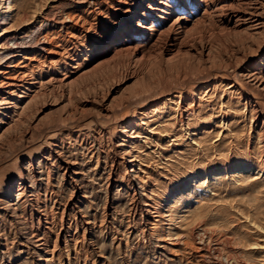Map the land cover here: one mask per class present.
Here are the masks:
<instances>
[{
	"label": "bare ground",
	"instance_id": "6f19581e",
	"mask_svg": "<svg viewBox=\"0 0 264 264\" xmlns=\"http://www.w3.org/2000/svg\"><path fill=\"white\" fill-rule=\"evenodd\" d=\"M76 4L84 5L85 10L74 16L48 12L41 21H34L31 27L17 34L11 33V29L20 31L28 23V16L17 11L14 0H0L3 10L0 18V145L18 132L25 143L18 171L9 175L0 187V264L23 259L28 264H79L82 254H87L92 263L97 264L102 254L96 244V234L103 240L109 239L117 249H123L125 233L135 232L134 227L123 231L121 226H114L111 200L105 217L99 222L95 216L82 211L84 207L91 208L79 184L83 168L67 151L74 144L85 146L86 123L89 122L94 123L93 131L88 133L93 146L85 152V157L89 162L95 159V167L108 169L107 187L117 188L130 198L131 223L139 216V232L155 239L159 249L169 253L162 206H154L147 194L149 185L135 171V162L127 151L133 145L131 135L138 129L136 118H123L104 128L99 122L113 116L112 100L105 106L95 99H77L72 92L78 80L122 57L136 65L158 58L169 65L185 58L192 65L205 67L206 76L186 81L168 95L177 96L179 122L193 117L198 110L195 97L199 87H207L209 83L216 86L221 82L230 89V97L235 96L250 114L254 123L252 136L258 144L254 145V152H248L253 155L248 162L217 166L207 171L204 178L229 174L232 178H242L251 173L253 177L254 174L264 176V0H184L182 4L175 0H77ZM212 27L230 29L238 36L244 34L245 38L238 42L240 46L231 55H221L208 38L205 40L202 36ZM216 58L224 64L222 69L215 66ZM90 59L93 62L86 65ZM137 79V76L126 77L122 86ZM88 106L96 113L94 120L86 109ZM59 109L63 110L62 116L37 140L30 131L31 126L41 124L47 111L56 113ZM142 110V107L135 108L137 113ZM67 122L73 123L68 125ZM109 129L116 131L115 141L110 146L112 152L99 141ZM101 157L103 162H100ZM120 166L124 174L118 181L113 172ZM58 180L71 190L68 203L60 213ZM192 185L190 179L177 188L172 197L178 198L192 190ZM211 233L204 230L197 238L190 235L188 244L183 241L188 257L201 253L202 257L221 258L219 250L211 247L214 243H211ZM253 245L260 246L257 242ZM202 257L198 258L201 263ZM122 264L130 263L125 260Z\"/></svg>",
	"mask_w": 264,
	"mask_h": 264
},
{
	"label": "rangeland",
	"instance_id": "374dc122",
	"mask_svg": "<svg viewBox=\"0 0 264 264\" xmlns=\"http://www.w3.org/2000/svg\"><path fill=\"white\" fill-rule=\"evenodd\" d=\"M14 2L17 11L26 14L29 19L20 31L16 28L11 29V33L17 34L31 27L34 21H41L48 12L62 16H74L85 10L84 5L78 7L77 0H14ZM1 11L3 12L0 8V18ZM239 34L238 36L230 29L212 27L202 36L205 40L208 38L217 53L231 55L235 52V48L240 46L242 38H245L244 34ZM60 36L63 37V33H60ZM92 62L93 59L92 61L90 59L86 65ZM173 62L165 65L158 58L145 64L136 65L126 57H122L118 62L94 70V73L90 72L73 84L72 92L77 99L82 101L95 99L96 103L105 106L112 100L110 108L113 116L109 120H100L99 122L104 128H109L113 123L119 122L123 118H133V116L136 118L138 129L134 135H131L133 136V145L127 151L131 153V159L133 158L135 162V171L142 181L149 185L147 194L151 200L153 199L154 206H162L164 228L167 231L165 244L169 253L159 249L155 239L147 238L141 231L139 232L141 230L139 216L131 223L130 198L126 193L118 192L117 188H108L106 184L108 169L95 167V159L89 162L85 157V152L93 146L88 133L94 129L93 122L86 123L85 146L78 147V144H74L67 151L69 153L67 155L71 158L76 157L80 168H83L79 184L89 198L91 208L84 207L82 211L95 216L99 222L105 217L106 207L111 200L113 203L111 207L114 210L111 221H114V226H121L123 231L132 227L135 229L131 235L125 233L124 239L127 246L124 245L123 249H117L109 239L103 240L99 234H96V244L102 254L97 264H122L125 260L130 264H189V262L190 264H200L201 260L199 259L202 254L192 253L188 257V250L184 244L189 243L190 235L197 238L204 230L212 232L211 243H214L211 244V247H216L219 250L221 258L216 259L211 256V259L210 256H203L204 262L202 261L201 264H264V195H261L264 194V176L254 174L253 177V173H251L242 178L234 176L232 178L230 174L225 177L222 175L204 178L207 171L217 166L238 161L248 162L252 159L253 155L248 152H254V145H257L258 142L252 136L254 123L251 116L237 102L235 96L230 97L228 93L230 89L224 83L219 82L216 86L209 83L207 87H199L195 97L198 110L193 117L184 120L183 123L179 122L176 114L177 96L169 97L168 95L177 86L181 88L184 82L206 76L208 71L200 65H192L185 58ZM86 65L84 64V66ZM223 65L220 58H216L215 66L222 69ZM129 76H137L138 79L127 86H122L124 79ZM112 89L116 92H112ZM154 102H157L156 105ZM138 107H142V113L135 111V108ZM86 109L93 115L91 117L94 120L96 113L91 111L90 106ZM62 111L59 109L55 113V111L49 110L41 124L31 126L30 131H33L37 136V140L38 136L44 134L57 122L56 118L62 116ZM72 123L67 122L68 125ZM115 136L116 131L109 129L99 138V141L105 148L109 147L106 150L110 149L112 152L110 146L114 143ZM247 144L250 145L249 148ZM24 148L25 143L19 132L12 135L10 141L5 140L0 145V187L9 175L18 171L20 156L25 154ZM242 153L243 155H241ZM103 158L101 157L100 162H103ZM123 174L124 169L121 166L113 172L114 178L119 179L118 181L123 179ZM190 179L193 180V189L178 198H173L174 191L184 186ZM56 186L59 195L58 213H60L63 206L68 203L71 190L62 186L59 180ZM48 205L51 206L49 203ZM246 214L247 216L257 215L249 216L251 218L249 219L245 216ZM148 240L149 242H147ZM254 242L260 246H254ZM87 256V254H82L83 259L81 258L79 264H93L91 258ZM182 259L183 261H181ZM225 259L227 263H225ZM194 261L197 262L194 263ZM13 264H28V262L23 259L13 261Z\"/></svg>",
	"mask_w": 264,
	"mask_h": 264
},
{
	"label": "snow or ice",
	"instance_id": "6c2138e0",
	"mask_svg": "<svg viewBox=\"0 0 264 264\" xmlns=\"http://www.w3.org/2000/svg\"><path fill=\"white\" fill-rule=\"evenodd\" d=\"M175 2L178 4H182L184 2V0H175Z\"/></svg>",
	"mask_w": 264,
	"mask_h": 264
}]
</instances>
